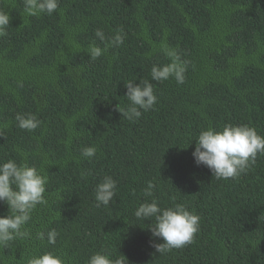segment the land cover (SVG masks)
<instances>
[{
  "label": "trees",
  "instance_id": "obj_1",
  "mask_svg": "<svg viewBox=\"0 0 264 264\" xmlns=\"http://www.w3.org/2000/svg\"><path fill=\"white\" fill-rule=\"evenodd\" d=\"M10 19L0 37V162L44 169L47 205L26 225L32 236L0 247V264H27L55 251L67 264L96 252L128 264H264V155L236 179L217 180L192 153L208 127L247 124L264 136V0H59L51 15L28 16L23 0H0ZM120 29L125 40L91 60L87 48ZM187 61L186 79L152 81L161 46ZM149 80L158 101L135 122L117 110L125 83ZM18 113L42 122L29 132ZM95 146V157L81 150ZM105 175L117 181L109 206H96ZM151 181L153 196L144 189ZM135 190V195H133ZM173 197L175 200H173ZM155 198L200 216L192 243L159 254L135 210ZM10 214L0 202V216ZM55 229V245L36 238Z\"/></svg>",
  "mask_w": 264,
  "mask_h": 264
},
{
  "label": "clouds",
  "instance_id": "obj_2",
  "mask_svg": "<svg viewBox=\"0 0 264 264\" xmlns=\"http://www.w3.org/2000/svg\"><path fill=\"white\" fill-rule=\"evenodd\" d=\"M24 12L28 16L36 17L43 13L51 15L59 7V0H23ZM10 15L0 8V37L8 35ZM120 29L116 34L107 38L102 29H97L95 36L104 43V47L89 44L87 53L91 60L103 56L109 47H119L124 43L125 35ZM161 52L169 61L165 64H153L151 68L152 81L163 82L174 79L177 84H183L186 79L187 61L181 58L180 53L167 45L161 46ZM127 89L125 97L128 101L125 107L117 105V110L130 122L138 120L142 113L152 110L158 101L153 84L147 79H141L139 84L133 80L125 83ZM17 127L32 132L41 125V121L33 113H18L15 116ZM3 132L0 131V137ZM97 148L87 146L82 148L81 156L92 159ZM197 165L206 166L217 179H236L247 173L256 163L258 155H264V136L257 133L256 129L247 125L225 124L221 130L212 127L202 130L196 139V147L192 153ZM48 176L44 169L28 166L24 162L17 163L14 159L0 162V202L7 204L10 214L0 216V247H7L9 242L16 239L31 238V231L26 228L32 220V213L38 205H47L45 196ZM155 185L149 181L144 189L146 197L153 196ZM117 181L105 175L95 189L96 206H109L116 195ZM135 195V190H133ZM173 200L175 198L173 197ZM134 216L138 220L154 222L149 225V230L154 238L162 240L153 246L159 254H164L173 249L183 248L194 240L199 231L200 216L190 212L182 204L162 208L153 198L151 202H143L135 210ZM58 232L49 230L36 233V238L55 245ZM27 264H67L65 258L55 251H45L39 255H31ZM87 264H128L126 257L119 255L115 258L110 253L101 251L92 254Z\"/></svg>",
  "mask_w": 264,
  "mask_h": 264
}]
</instances>
